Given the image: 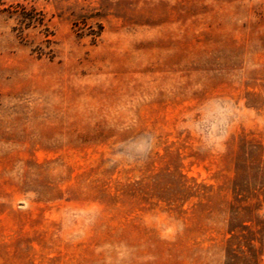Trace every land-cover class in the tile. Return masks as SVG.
Here are the masks:
<instances>
[{
	"label": "rangeland",
	"instance_id": "obj_1",
	"mask_svg": "<svg viewBox=\"0 0 264 264\" xmlns=\"http://www.w3.org/2000/svg\"><path fill=\"white\" fill-rule=\"evenodd\" d=\"M26 2L50 33L0 14V264H264V0Z\"/></svg>",
	"mask_w": 264,
	"mask_h": 264
},
{
	"label": "trees",
	"instance_id": "obj_2",
	"mask_svg": "<svg viewBox=\"0 0 264 264\" xmlns=\"http://www.w3.org/2000/svg\"><path fill=\"white\" fill-rule=\"evenodd\" d=\"M27 0H0V14H7L9 17L18 15L19 21L27 26H42L46 29V34L49 35V30L46 27L45 16L42 11H39L35 6L26 2Z\"/></svg>",
	"mask_w": 264,
	"mask_h": 264
}]
</instances>
